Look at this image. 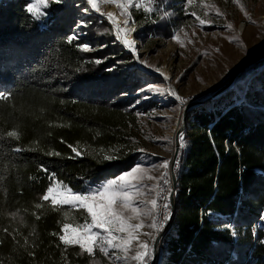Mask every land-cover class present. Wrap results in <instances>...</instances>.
Returning a JSON list of instances; mask_svg holds the SVG:
<instances>
[{"label": "trees", "instance_id": "1", "mask_svg": "<svg viewBox=\"0 0 264 264\" xmlns=\"http://www.w3.org/2000/svg\"><path fill=\"white\" fill-rule=\"evenodd\" d=\"M30 3L0 0V264H88L62 241L59 212L43 198L55 184L81 194L131 169L139 126L122 107L124 85L108 84L106 71L92 78L67 9L51 1L31 13ZM261 92L187 115L174 169L177 213L159 264H264ZM86 149L116 158L98 162Z\"/></svg>", "mask_w": 264, "mask_h": 264}, {"label": "rangeland", "instance_id": "2", "mask_svg": "<svg viewBox=\"0 0 264 264\" xmlns=\"http://www.w3.org/2000/svg\"><path fill=\"white\" fill-rule=\"evenodd\" d=\"M51 1L74 18L70 28L96 68L92 78L102 80L106 71L108 84L124 85L117 93L129 99L122 107L135 112L139 134L128 149L131 169L81 194L55 184L43 199L59 212L62 241L77 246L88 264H151L150 241L171 215L168 164L176 130L184 120L186 129L191 111L264 90L263 62L208 100L264 48V0H179L178 13L170 10L176 0H129L128 10L127 0H31L29 11L38 13ZM125 38L133 39L130 47ZM179 143L178 157L180 137ZM86 151L98 162L116 158Z\"/></svg>", "mask_w": 264, "mask_h": 264}, {"label": "water", "instance_id": "3", "mask_svg": "<svg viewBox=\"0 0 264 264\" xmlns=\"http://www.w3.org/2000/svg\"><path fill=\"white\" fill-rule=\"evenodd\" d=\"M260 62H264V51H260L254 57H252L248 61L241 64L238 67V69L234 72V74L224 84H222L220 86V88L217 90L218 94L216 93V95H213L212 97L208 98V100L212 99L213 97H216L218 95H221L227 89L231 88L232 85L235 84L234 82L236 81L235 80L236 78L241 77L249 68L256 66ZM192 106L193 105L189 106L188 108L190 109ZM188 108H186V109H188ZM184 130H185V120H184L182 126L175 132V136H174V142H175V146H176V154L174 155V158L172 159V161L170 163V171H169L170 172V181H171V186H172L171 187V193H170L171 215H170L168 224L165 226V228L161 231V233L159 235V240H160L161 246H162L163 239L165 238L167 233L172 229L173 221H174L176 213H177V205L175 203L176 176L174 174V167H175L176 161H178V159H179V157H178V155H179L178 149L180 148L179 137L184 132ZM256 225L264 228L263 216L257 222ZM155 248L156 247H154V249ZM160 261H161V256H157L156 252L154 251L153 252V260H152L151 264H159Z\"/></svg>", "mask_w": 264, "mask_h": 264}, {"label": "bare ground", "instance_id": "4", "mask_svg": "<svg viewBox=\"0 0 264 264\" xmlns=\"http://www.w3.org/2000/svg\"><path fill=\"white\" fill-rule=\"evenodd\" d=\"M130 4V1L129 0H127L126 1V5H125V10H128V5ZM111 16L113 17V15L111 14ZM111 18V17H110ZM118 27V26H117ZM240 30H242V26L240 27ZM117 31H118V29H117ZM125 42H127V45L130 47V45H131V43H132V38H128V39H126L125 38ZM126 44V43H125ZM152 45V41L151 42H149V46H151ZM261 51H264V48H262L261 49ZM263 62H260L259 64H262ZM243 64V63H242ZM259 64H257V65H259ZM256 65V66H257ZM256 66H254V67H256ZM252 68V67H251ZM250 69V68H249ZM234 73H232V75H233ZM231 75V76H232ZM236 81L234 82L235 83V85H233L234 87L241 81V79L239 80V77L238 78H236L235 79ZM202 104V103H201ZM200 106H202V105H200L199 104V106L198 107H200ZM184 107H185V105H183L182 106V113H183V110H184ZM181 113V114H182ZM178 130V129H177ZM176 130V131H177ZM174 136H175V134H174ZM176 154V146H175V142H174V144H173V151L171 152V155H170V161H169V164H168V169H169V171H170V163H171V161H172V159L174 158V155ZM178 154H179V149H178ZM175 168V167H174ZM174 174H175V172H174ZM169 178H170V172H169ZM169 186H170V188L172 187L171 186V181H170V183H169ZM171 193V192H170ZM167 208H165L164 207V204H163V208H162V211L161 212H163V210H166ZM263 220H264V215H263ZM159 235L160 234H157V235H155L153 238H152V240L150 241V250H151V253H152V255H153V252L155 251L156 252V254H157V256H161V244H160V240H159ZM164 240V239H163ZM154 247H156L155 249H154ZM153 257V256H152Z\"/></svg>", "mask_w": 264, "mask_h": 264}, {"label": "built area", "instance_id": "5", "mask_svg": "<svg viewBox=\"0 0 264 264\" xmlns=\"http://www.w3.org/2000/svg\"><path fill=\"white\" fill-rule=\"evenodd\" d=\"M162 208H163V204L162 203H160V211H162Z\"/></svg>", "mask_w": 264, "mask_h": 264}]
</instances>
